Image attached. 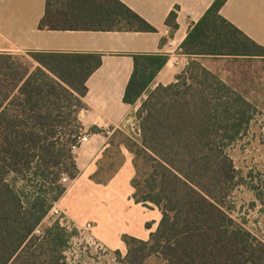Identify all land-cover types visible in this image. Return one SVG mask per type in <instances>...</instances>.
<instances>
[{"label":"trees","instance_id":"16d2710c","mask_svg":"<svg viewBox=\"0 0 264 264\" xmlns=\"http://www.w3.org/2000/svg\"><path fill=\"white\" fill-rule=\"evenodd\" d=\"M226 2L214 0L189 25L179 49L192 60L175 82L150 90L168 58L133 56L123 102L135 105L146 94L134 114L138 137L117 133L121 141L114 148L113 137L103 159L113 156L112 146L119 156V145L126 148L132 199L156 207L161 218L146 241L121 237L126 253L113 252L116 264H264V239L227 206L240 184L228 150L247 132L254 107L195 60L264 58L263 46L220 15ZM176 18L174 9L165 21L170 34ZM38 29L155 32L119 0H46ZM100 65L98 54H0V264H66L76 231L50 212L66 191L61 179L79 174L72 146L83 135L85 84ZM121 163L99 166L92 180L105 184ZM105 169L108 176L98 177Z\"/></svg>","mask_w":264,"mask_h":264},{"label":"crops","instance_id":"0c3cea01","mask_svg":"<svg viewBox=\"0 0 264 264\" xmlns=\"http://www.w3.org/2000/svg\"><path fill=\"white\" fill-rule=\"evenodd\" d=\"M45 1L0 0V54L27 56L31 52H45L101 55L100 67L85 84L87 93L82 99L85 109L78 115L83 135L88 139L75 151L79 174L70 180L64 195L53 208L58 209L73 227L80 228L90 223V236L95 243L124 255L126 248L121 237L127 235L148 240L150 233L156 230L161 214L156 207L150 205L147 208L133 201V156L122 145L118 147L122 163L110 180L99 184L92 177L97 174L99 166L105 165L101 161L103 153L111 149L110 143L115 133L129 138H132L131 135L138 137L134 114L146 94L135 105L123 102L133 71V56L168 58L151 83L150 90L175 82L176 76L192 60L181 54L179 49L189 25L197 23L214 0H119L152 26L155 29L153 33L42 31L38 29V24L44 15ZM174 9H177V29L170 34L165 21ZM220 15L264 47V0H227ZM195 60L225 83L219 68L214 67L215 63L264 65V58L204 57ZM91 128H98L104 133H93ZM103 176L108 175L100 170L98 177ZM147 224L150 228L146 227Z\"/></svg>","mask_w":264,"mask_h":264},{"label":"rangeland","instance_id":"374dc122","mask_svg":"<svg viewBox=\"0 0 264 264\" xmlns=\"http://www.w3.org/2000/svg\"><path fill=\"white\" fill-rule=\"evenodd\" d=\"M214 67L219 68V73L228 84L239 87L238 90L243 92L255 110L245 135L228 150L239 174L240 184L232 192L227 206L230 208L229 215L235 221L256 238L264 239V65L220 61ZM117 135L113 140L115 147L121 141ZM110 151L113 156L101 161L105 166H116L121 158L115 154L116 149ZM104 172L109 173L107 169ZM47 223L48 220L45 221ZM77 236L76 232L75 239L70 241L68 248L71 246L74 249L69 257L79 259L84 264H116L114 251L95 243L90 232L84 238ZM154 263L151 260L149 264Z\"/></svg>","mask_w":264,"mask_h":264},{"label":"built area","instance_id":"2783aa9c","mask_svg":"<svg viewBox=\"0 0 264 264\" xmlns=\"http://www.w3.org/2000/svg\"><path fill=\"white\" fill-rule=\"evenodd\" d=\"M88 141L87 137L85 135H81L77 138V141L75 143L74 146H72V149L74 151H76L77 149H79V147L86 143ZM70 182V180L67 177H63L61 179V183L67 187L68 183ZM51 215L56 216L59 218V222L60 224L66 228V230L68 232H71L73 230H75L78 233L79 238H84L85 234H87L88 232L91 231L92 229V225L90 223H86L84 224L82 227L78 228V227H73L72 225H70V223L66 222L64 217L60 214L58 209L52 208ZM75 239V236L72 237L71 241ZM74 248L70 246V248H68L65 252H64V257H65V261L66 264H84L82 263L79 259H74V257H69V255H71V250H73Z\"/></svg>","mask_w":264,"mask_h":264}]
</instances>
